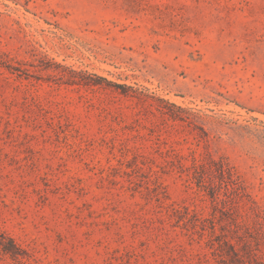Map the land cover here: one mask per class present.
<instances>
[{
  "label": "rangeland",
  "instance_id": "1",
  "mask_svg": "<svg viewBox=\"0 0 264 264\" xmlns=\"http://www.w3.org/2000/svg\"><path fill=\"white\" fill-rule=\"evenodd\" d=\"M0 234V264H264V0H0Z\"/></svg>",
  "mask_w": 264,
  "mask_h": 264
},
{
  "label": "trees",
  "instance_id": "2",
  "mask_svg": "<svg viewBox=\"0 0 264 264\" xmlns=\"http://www.w3.org/2000/svg\"><path fill=\"white\" fill-rule=\"evenodd\" d=\"M220 174L221 176H225L228 179L229 184L231 185L232 189H235L234 187V174L232 173V171L229 168H221L220 169ZM5 238V236H3L2 234H0V248L4 253H9L12 256L16 254L17 251V247L14 244V242L11 239H8V246L6 244H4L3 239Z\"/></svg>",
  "mask_w": 264,
  "mask_h": 264
}]
</instances>
